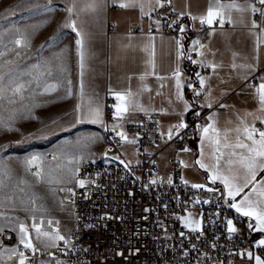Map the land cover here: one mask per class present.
Returning a JSON list of instances; mask_svg holds the SVG:
<instances>
[{"label":"built area","instance_id":"built-area-1","mask_svg":"<svg viewBox=\"0 0 264 264\" xmlns=\"http://www.w3.org/2000/svg\"><path fill=\"white\" fill-rule=\"evenodd\" d=\"M254 5V17L260 20L264 4L254 0ZM183 17L176 10L154 8L130 32L174 34L185 41L179 24ZM219 21L198 25L207 32L221 27ZM108 32L117 33L116 25L109 23ZM262 82L264 67L250 79L256 86ZM196 92L193 85L187 90L190 97ZM111 103L108 99L102 150L115 151L120 158L81 161L76 182L66 194L72 214L67 239L51 252L32 251L18 241L15 230L6 228L0 232V246L14 247L29 264H255L264 251L256 220L231 207L234 200L216 184L204 181L198 184L202 187H193L183 175L177 153L188 149L204 128V114L192 109L184 126L169 135L155 112L138 113L124 127L116 125ZM128 140L134 159L123 153ZM169 147L173 154L164 171L160 153ZM80 180L90 182L81 186ZM189 213L200 219L195 231L185 226ZM229 220L235 232L228 231Z\"/></svg>","mask_w":264,"mask_h":264},{"label":"rangeland","instance_id":"rangeland-1","mask_svg":"<svg viewBox=\"0 0 264 264\" xmlns=\"http://www.w3.org/2000/svg\"><path fill=\"white\" fill-rule=\"evenodd\" d=\"M32 2L0 0V232L11 228L20 242L23 224L35 251L51 252L62 240L49 237L59 234L66 240L71 230L66 194L76 182L81 161L116 160L120 155L103 152L105 125H81L77 121L73 61L68 60L62 68V10L52 13L44 8L45 3L37 7ZM17 40L21 41L19 45ZM240 99L245 102L240 95L225 107L239 105ZM210 110L209 104L202 109L205 126L200 141L195 140L198 146L192 145L178 156L184 165L183 175H188L191 184L208 181L228 195L223 181L217 178L213 182L212 176L243 185L245 165L250 159L226 142V125L235 121L237 113L223 107ZM205 128L209 129L207 133ZM34 156L40 159L29 164ZM163 156L167 158L169 153ZM258 165L255 180L234 200L240 204L245 196L249 197L250 203L241 205L243 211H264V196L260 194L264 190L260 183L264 170ZM234 175L239 178L233 181ZM243 211L239 213L244 215ZM249 217L256 220L255 216ZM185 219L191 228H198L200 219L195 213ZM33 224L48 236L38 237ZM257 256L264 260L262 254ZM21 258L29 264L14 247L0 246V264H20Z\"/></svg>","mask_w":264,"mask_h":264},{"label":"crops","instance_id":"crops-1","mask_svg":"<svg viewBox=\"0 0 264 264\" xmlns=\"http://www.w3.org/2000/svg\"><path fill=\"white\" fill-rule=\"evenodd\" d=\"M46 1L33 0L31 5L39 7L45 3L44 8L48 7L52 13L62 10V68L66 67L68 60L73 61L76 109L77 106L80 108L77 116L86 115L97 107L101 111L102 122L85 119L79 122L81 125H105L108 99L112 100L114 107H111L115 110L118 103L115 93L130 92L131 96H127L125 102L127 111L122 118L116 117L115 124L120 127L131 122L138 113L155 112L162 118L163 131L171 133L167 129L169 127L173 130L171 135H174L192 109L202 112L209 104L212 112L223 107L237 113L236 118L233 117L236 125L234 122L226 125V142L233 145L239 155L250 159L252 154L248 148L259 149V144L253 145L244 131L245 128L264 131V111L260 110L256 93L258 86L250 83V79L264 67V15L260 20L254 17V0H219L225 6L224 23L207 32L201 31L198 23L201 17L207 16L210 7H217L216 0H159V3L157 0ZM122 3L134 6L121 8ZM229 4L240 7L229 8ZM154 8L180 12L184 16L179 21L180 29L187 40L160 32L131 33L130 30L142 25V17ZM215 20H220V16L215 17L213 23ZM72 22L75 23V31ZM253 22L256 27H253ZM109 23L116 25L117 33L108 32ZM77 32L82 35L78 36ZM78 39L83 40V70L76 45ZM199 68L202 74L198 77L196 96L190 97L187 94L192 86L190 71L198 72ZM201 79L204 80L203 87ZM240 95L245 102L240 99L239 105L225 107L227 102ZM176 125L178 128L175 129ZM258 132L253 135L257 141L260 139ZM201 134L200 131L191 146H198L195 140L200 141ZM238 143L246 144L248 148L237 147ZM123 153L134 159L130 140L126 141ZM164 153H169V156L164 158ZM172 154L171 147L160 153L164 171L169 168ZM256 163H261L259 157ZM184 177L189 182L188 175ZM42 264H51V260Z\"/></svg>","mask_w":264,"mask_h":264},{"label":"snow or ice","instance_id":"snow-or-ice-1","mask_svg":"<svg viewBox=\"0 0 264 264\" xmlns=\"http://www.w3.org/2000/svg\"><path fill=\"white\" fill-rule=\"evenodd\" d=\"M259 2L261 4H264V0H259ZM157 3H159V0H157ZM216 3H217V7L215 9L210 7L208 12H207V16L200 18V21H201L202 24L203 23H207L208 25L211 26L213 24L214 18L217 17V16H220V21H219L220 24L222 25L224 23L223 8L225 6L221 5L219 3V0H216ZM129 6H134V4H123V3L120 4L121 8L129 7ZM227 7H229V8H232V7L239 8L240 6L236 5V4H229V5H227ZM141 10H143V9H141ZM252 11L255 12L257 10L253 7ZM69 12H71V9H69ZM261 15H264V11L261 12ZM71 26L73 27V30L75 31V23L74 22H72ZM256 26H257L256 23L253 22V27H256ZM77 35L81 36L82 34L80 32H77ZM16 43H17V45H19L21 43V41L17 40ZM76 45H77V49H78L79 55H80V61H81L80 67L83 70V68H84V63H83V61H84L83 40L82 39H78L76 41ZM0 79H3V77L0 76ZM200 83H201V87H203L204 80L201 79ZM177 88L178 89L180 88V83H179L178 79H177ZM17 91H19V89ZM256 93L258 94V98H259L260 110L264 111V82H262V83H260L258 85V87L256 88ZM70 94H71V92L69 90V95ZM127 96H131V93L130 92L127 93V94L115 93V98L118 101V103L115 106V114H116L117 118H122V114L127 111V108L125 106V102H126V97ZM76 111H77V113L80 112L79 106H77ZM85 119H88V120H90L91 122H94V123L102 122L101 121V111H100L99 107H97L95 109H90L89 112L86 115H78L77 116V121L78 122H83V120H85ZM179 126L183 127L184 125L181 124ZM208 131H209L208 128L204 129L205 133H207ZM244 131L247 134V139L251 140L253 145L259 144V149L255 148V147L248 148V145L243 144V143H238L236 145L237 147H240V148H248L249 153L252 154L251 157H250V160L245 165V167L247 169V175L244 178V184L243 185H236V184L230 182L228 178L220 177V176H218L216 174H214L212 176L213 182H215V180L217 178H220L223 181L225 187L228 189V195L233 200H235V197L240 194V192L243 190V187H247V185L251 181L255 180V176H256L255 169L257 167V163H256V158L257 157L261 158V163L258 165L259 168L261 170H264V131H260L259 132V137H260L259 141L255 140L253 138V135H254V133L256 131L255 129L249 130L248 128H245ZM169 135H171V133H169ZM121 136H122V138H124L123 137V133H121ZM39 159H40V157L34 156L28 161V163L29 164H34ZM197 163L201 164L200 161H197ZM201 167H204V165L201 164ZM35 175L39 176L40 173L37 172V173H35ZM238 178H239L238 176L234 175L232 177V180L234 181V180H236ZM83 183H84L83 181H80L81 186H83ZM260 183L264 184V180L260 181ZM192 186L193 187H202L201 185H195V184L192 185ZM253 191H256V189H253ZM260 194L262 196H264V190H261ZM248 203H250L249 197L245 196L240 204L233 203L231 205V207H234L237 212H241V211H243L241 205L248 204ZM243 214L245 216H255V218L257 220L256 230H258L260 232H264V211L254 212V211H251V210H247V211H243ZM185 226L186 227L188 226L187 222L185 223ZM32 227L37 232L38 237L41 234L46 236V237L48 236L47 233H41V230H40V228L37 225L33 224ZM227 227H228V231L229 232H235L236 231V229L232 226V221L231 220H229L227 222ZM192 230L195 231L196 229L193 228ZM20 233H21L20 243L24 246V248L30 249L32 251H35V248H34V246L32 244V241H31V239L29 237L28 229L23 224L20 225ZM49 239L65 240V238L63 236H60L59 234H57L54 238L53 237H49ZM258 244L261 245V246H264V239H261L258 242ZM13 251H15V250H13ZM20 255H21V257H23V253H21ZM248 255H249V258H252L251 253H249ZM20 264H24L23 258H21ZM255 264H264V260H262L259 256H257V257H255Z\"/></svg>","mask_w":264,"mask_h":264},{"label":"water","instance_id":"water-1","mask_svg":"<svg viewBox=\"0 0 264 264\" xmlns=\"http://www.w3.org/2000/svg\"><path fill=\"white\" fill-rule=\"evenodd\" d=\"M202 74V69L199 68L198 72H195V70L190 71V81L192 85L196 88L197 87V82H198V77Z\"/></svg>","mask_w":264,"mask_h":264},{"label":"flooded vegetation","instance_id":"flooded-vegetation-1","mask_svg":"<svg viewBox=\"0 0 264 264\" xmlns=\"http://www.w3.org/2000/svg\"><path fill=\"white\" fill-rule=\"evenodd\" d=\"M261 233V232H260ZM262 255H263V257H264V251H263V253H261Z\"/></svg>","mask_w":264,"mask_h":264},{"label":"trees","instance_id":"trees-1","mask_svg":"<svg viewBox=\"0 0 264 264\" xmlns=\"http://www.w3.org/2000/svg\"><path fill=\"white\" fill-rule=\"evenodd\" d=\"M188 63H189V62H188ZM188 63H187L186 65H189Z\"/></svg>","mask_w":264,"mask_h":264}]
</instances>
